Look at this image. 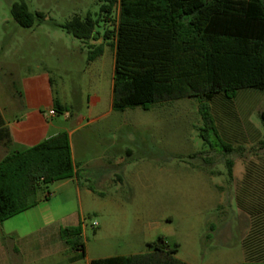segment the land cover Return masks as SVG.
Listing matches in <instances>:
<instances>
[{
  "label": "rangeland",
  "instance_id": "374dc122",
  "mask_svg": "<svg viewBox=\"0 0 264 264\" xmlns=\"http://www.w3.org/2000/svg\"><path fill=\"white\" fill-rule=\"evenodd\" d=\"M22 1L0 0V99L23 76L41 70L51 73L56 100L67 103L73 116L85 112L94 93L110 96L115 49L114 39H104V32L115 27L119 4L109 14L99 0H24L30 11L46 15L43 22L25 27L11 15L12 5ZM88 13L97 20L104 44L103 55L93 60L90 46L98 42H84L56 25ZM210 105L230 152L219 142L211 148L200 137L203 120L196 97L115 109L109 128L90 132L95 152L112 139L113 157L124 162L112 161L110 168L98 162L102 172L80 177L86 188L97 183L82 196L75 184L58 188L59 182L50 183L44 190L50 197L43 192L38 206L0 222V246L2 239L13 242L9 231L14 228L21 235L16 243L26 248L30 225L51 223L29 237H51L58 227L81 230L62 237L65 250L56 247L45 258L39 246L34 255L24 254L23 264H90L96 258L149 251L148 243L158 237L176 246L175 256L190 264L245 261L253 207L264 204V91L241 89L235 99L220 95ZM57 117L64 120V112ZM99 174L103 183L97 181Z\"/></svg>",
  "mask_w": 264,
  "mask_h": 264
},
{
  "label": "trees",
  "instance_id": "16d2710c",
  "mask_svg": "<svg viewBox=\"0 0 264 264\" xmlns=\"http://www.w3.org/2000/svg\"><path fill=\"white\" fill-rule=\"evenodd\" d=\"M99 1L109 14L119 4L115 27L104 32V39H114L113 108L196 97L203 120L200 137L211 148L219 142L230 152L210 102L220 95L233 100L241 89L264 91V0ZM11 15L25 27L46 18L42 11H30L24 0L12 5ZM96 24L90 13L56 23L84 42L101 38ZM90 47L92 60L103 53V43ZM55 109L64 112L67 107L56 101ZM261 118L264 129V111ZM260 146L264 148V136ZM75 173L67 131L8 153L0 161V222L38 205L50 183ZM44 193L45 198L52 195ZM253 210L245 238L246 260L238 264H264V204ZM80 230L66 227L62 237ZM148 245L146 252L96 258L90 264H190L176 257L177 247L162 237Z\"/></svg>",
  "mask_w": 264,
  "mask_h": 264
},
{
  "label": "crops",
  "instance_id": "0c3cea01",
  "mask_svg": "<svg viewBox=\"0 0 264 264\" xmlns=\"http://www.w3.org/2000/svg\"><path fill=\"white\" fill-rule=\"evenodd\" d=\"M91 42L101 44L102 39ZM114 72L115 66L111 70L112 91L110 96L105 98L98 92L89 96L85 112H79L73 116L74 113L70 112L68 104L59 100V103L67 107V110L64 111V120L57 117L59 112L55 109L57 100L54 96L51 73L48 70H41L23 76L18 85L5 95L3 101L0 99V161L12 151L34 146L60 131H67L76 173L69 178L56 180L54 183L59 182L58 188L75 184V190L79 196H82L84 190L92 192L93 188L97 187V183H91V187L87 188L85 184L80 185L82 175H86L91 170L102 172L101 167L105 165L106 168H110L112 161L124 162L123 157L119 159L113 157L112 139H107L105 149L95 152L94 140L90 132L92 128L98 126L109 128V125L112 124L113 114H116L113 108ZM52 109L55 110L54 114L51 113ZM102 160L106 162L102 166H97L98 162ZM104 180L105 177L99 174L97 181L103 183ZM29 210L31 208L23 212ZM50 225L51 223L41 226L30 225V230L25 234L24 245L26 248H22L16 243L21 237L17 229L13 228L9 231L13 242L2 239L0 246L2 264H23L24 254L34 255L39 246H42L40 251L45 258L51 255V250L55 251L56 247L62 251L65 250L61 227L54 228V232L50 233L51 237L49 234L43 239L29 237Z\"/></svg>",
  "mask_w": 264,
  "mask_h": 264
},
{
  "label": "built area",
  "instance_id": "2783aa9c",
  "mask_svg": "<svg viewBox=\"0 0 264 264\" xmlns=\"http://www.w3.org/2000/svg\"><path fill=\"white\" fill-rule=\"evenodd\" d=\"M51 113L54 114L55 113V110H51ZM95 225H97V222H95Z\"/></svg>",
  "mask_w": 264,
  "mask_h": 264
}]
</instances>
